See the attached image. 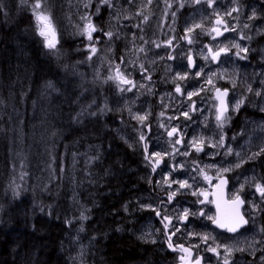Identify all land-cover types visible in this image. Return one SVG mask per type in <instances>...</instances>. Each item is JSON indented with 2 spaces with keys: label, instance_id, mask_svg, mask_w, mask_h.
<instances>
[{
  "label": "rangeland",
  "instance_id": "obj_1",
  "mask_svg": "<svg viewBox=\"0 0 264 264\" xmlns=\"http://www.w3.org/2000/svg\"><path fill=\"white\" fill-rule=\"evenodd\" d=\"M59 1L58 12L55 10L53 14L59 20L60 28L67 35H80L87 41L86 46L92 50L90 66L96 81H106L113 92L110 109L125 118L120 137L131 147L135 145L137 148L132 147L135 152L145 155L140 137L147 135L149 123L153 122L158 128L156 135L146 141L154 167H150L147 159L140 157L137 160L142 168L146 166L147 169L145 174H140V181L145 185L137 187L138 192L123 211V215L134 223L136 236L156 245L164 254L158 264H178L179 258L184 257L181 252L174 251L181 250L179 246L193 252L188 263L201 259L202 264H223L227 258L229 264H264V232L261 231L264 228V199L254 186L257 183L264 185L260 167L264 161L258 165L261 159L264 160V153L250 158L264 149V116L248 117L241 123V114L235 110L234 120L231 114L226 115L229 118L221 128L216 120L219 105L215 95L218 88L231 90L235 97L233 107L244 100L240 108L249 107L247 99L252 96L253 110L259 112L257 115H264L261 111L264 108V43L257 44V48L253 45L264 36V0H250L247 13L240 4L246 5L247 0H213L211 6L207 0L200 3L193 0H111V6L98 2L96 10L92 4L98 0ZM39 2L41 9L38 11L51 18L56 44L59 31L48 13V3ZM102 6H106L111 24L98 37L97 31L92 32L89 40L84 29L90 19V10H95L98 15ZM234 7L239 11L226 16L225 13ZM253 11L256 18L261 19L254 25L250 24L254 19H249ZM217 18L228 22L229 33L221 24H215ZM245 24L249 27L245 28ZM190 28L191 32L188 31ZM214 28L223 35H217ZM107 32H112L113 36L109 38ZM118 42H122L120 58ZM125 43L132 48L123 50ZM234 43L249 49L240 54L246 56L245 59L236 55L238 49L232 47ZM223 47L230 50L223 52L216 62L208 50L212 49L214 53ZM189 56L194 63L193 69ZM118 72L132 83L109 79L117 77ZM157 80L160 87L165 85L168 89L155 93ZM177 86L180 92L176 91ZM257 91L262 95H255ZM136 116H146V119L141 122L134 118ZM236 123L241 124L234 131L230 126ZM174 128L178 132L169 136ZM221 136L223 143L219 144ZM197 148L202 150L197 151ZM238 163L240 167H236ZM227 175L232 178L229 197L234 199L238 194L246 200L244 214L250 221L234 235L213 225L212 187L218 185L220 177ZM178 182H187L190 187L180 188ZM173 192L176 194L169 200ZM72 203L79 221L83 220L87 204L81 193H78V199L72 196ZM164 216L168 219L164 220ZM205 236L207 241L203 239ZM217 245L230 247L233 250L231 255ZM208 248H217L219 256Z\"/></svg>",
  "mask_w": 264,
  "mask_h": 264
},
{
  "label": "trees",
  "instance_id": "obj_2",
  "mask_svg": "<svg viewBox=\"0 0 264 264\" xmlns=\"http://www.w3.org/2000/svg\"><path fill=\"white\" fill-rule=\"evenodd\" d=\"M41 1L59 31L54 49L39 35L36 0H0V264H158V247L123 215L145 185L144 155L121 139L124 119L96 81L87 41L60 28L59 0ZM249 1L240 2L246 13ZM95 10L98 37L111 19L106 6ZM78 193L87 204L80 221Z\"/></svg>",
  "mask_w": 264,
  "mask_h": 264
},
{
  "label": "snow or ice",
  "instance_id": "obj_3",
  "mask_svg": "<svg viewBox=\"0 0 264 264\" xmlns=\"http://www.w3.org/2000/svg\"><path fill=\"white\" fill-rule=\"evenodd\" d=\"M99 2L101 4H105V5L111 6V0H99ZM193 2L194 3H200L201 0H193ZM207 2L209 3V6H211L213 0H207ZM22 3L27 4L28 0H22ZM168 6L171 7L170 4ZM181 6H183V5H181ZM86 7H87V5H86ZM39 9H41V4H40L39 0H36V3L32 6V10H33V13L35 14L36 20L38 22L39 35L45 38V45H46L47 48L54 49L56 47L55 40H54L55 29H54V27L52 25L51 18L48 15H45L44 12L38 11ZM98 10L99 9H97V11ZM238 11H239V8H235L234 7L231 11L226 12L225 15L226 16H231L232 12H238ZM173 15H175V13H173ZM217 15H219V14H217ZM255 18H256V13H255V11H253V13L249 17V19H255ZM85 19H87V18H85ZM145 19H147V17H145ZM220 23H223L222 19H217V24H220ZM196 27H201V25H196ZM244 27L248 28L249 25L245 24ZM227 30L228 29L226 27L225 31H227ZM84 31L88 34V39L91 40L92 39L91 33L97 31V28L89 20L87 25H86V27H85V29H84ZM188 31L191 32L192 29L190 28V29H188ZM213 31H216L217 35L221 34L218 29L214 28ZM233 31H234V29H233ZM106 35L109 38H111L113 36V33L112 32H107ZM50 36L53 37V38L50 39L49 38ZM241 38L242 39H244V38L250 39L251 37H241ZM191 42L192 41L189 39V43H191ZM170 43H171V41H169V44ZM232 47L238 49V51L236 52V55L238 57H240L241 59H245L246 58V56H241L240 54L241 53H247L249 51V49H247L245 47H242L238 43H234L232 45ZM229 50L230 49L228 47H223V48H220L218 51H216L214 53L212 52V49H209L208 51L211 54L212 59L215 60V59H217V57H219V55L222 52H228ZM94 51H95V49L93 48V52ZM141 51H142V49H141ZM170 58H172V57H170ZM188 60H189V64H191L192 63V58L190 56L188 57ZM178 78L179 79H184L183 76H179ZM109 79H118L121 83H125V84H131L132 83V81L125 79L119 72L117 74V77H109ZM149 79H150V77H149ZM210 82L211 81L209 80V83ZM129 90L130 89H121V91H129ZM176 91L177 92L181 91L179 86H177ZM248 91H250V92L252 91L251 87L248 88ZM217 93L219 94L218 98H220V107L217 110L216 120L219 122L218 126L222 128L224 126V122L229 118V117H227L225 115L227 113V111H228V106L224 102V100L222 99L223 96L227 95V91L225 90L223 93H220V90L217 89ZM189 95H193V94H189ZM255 95L260 96V95H262V93L257 91V92H255ZM243 103H244L243 99L238 101L234 105V110H239V108L241 107V105H243ZM105 110H106V106H105V109H100V112L103 113ZM261 111H264V108H262ZM95 114L96 113H94V112L90 113V115H95ZM162 115H163V113H162ZM185 115H187V114L185 113ZM134 118L139 120V121H141V122H143L146 119V116H136ZM175 131H176V129L174 128L171 132L168 133L169 136L173 135V133ZM140 139L144 140L145 137L143 135H141ZM176 143H179V141H176ZM218 143L219 144L223 143V136H221L220 141ZM201 150H202L201 148H197V151H201ZM145 151H147V147L146 146H145ZM262 153H264V149H261L260 153L253 154V157H250V158H255V156L261 155ZM155 155L159 156L160 153H155ZM237 155H239V154H237ZM146 158H149V157H146ZM157 163H158V161H157ZM236 167H240V164L238 163L236 165ZM223 171L227 172V171H229V169H224ZM178 183H179L180 188L190 187V185H187V182H178ZM254 186L256 188V191L260 194V197L262 199H264V185H261L260 183H257ZM175 194L176 193L173 192L172 195L169 196V200H171L172 196H174ZM233 203L237 205V209H238L240 205H243L245 203V201L242 200L238 194H236L234 196ZM253 207H257V206L253 205ZM187 214H188L187 211H185V216H187ZM86 218L87 217H82V219H86ZM163 219L167 220L168 217L164 216ZM214 222H216V221H214ZM247 223H248V220H246L244 218V216L242 214H240L239 211L237 210L236 215L227 224H219L218 226L226 227L229 232H236L240 227H242L243 225H245ZM166 227H167V225H166ZM177 231H178V229H177ZM261 231L264 232V228H261ZM203 239L205 241H207L208 237L205 236V237H203ZM169 241H171L170 237H169ZM152 242L154 243V241H152ZM169 247L170 248L172 247L171 242H169ZM180 247H181L182 251H187V249H183L182 246H180ZM217 247H223L224 250H225V253L227 255H231V253L233 251L227 245H217ZM207 250L211 251V252H216L217 255L219 256V253L217 252V248H208ZM236 250L237 251H244V249H236ZM181 259L183 260L184 258L181 257ZM196 264H200V261L197 260ZM223 264H229V260L227 258H225L224 261H223Z\"/></svg>",
  "mask_w": 264,
  "mask_h": 264
},
{
  "label": "water",
  "instance_id": "obj_4",
  "mask_svg": "<svg viewBox=\"0 0 264 264\" xmlns=\"http://www.w3.org/2000/svg\"><path fill=\"white\" fill-rule=\"evenodd\" d=\"M217 19H220V18H217ZM217 19L215 21L216 25H218ZM220 24L226 26V23L224 21H223V23H220ZM219 32H220V30H219ZM220 33L222 36L223 33L222 32H220ZM220 55H219V57H217V59H215L216 62L219 61ZM190 68L191 69L194 68L193 61L190 64ZM219 90H220V93H223L225 91V90L222 91L221 89H219ZM226 91H227V95L223 96L222 99L227 104L229 91L228 90H226ZM218 96H219V94L216 91V98L218 99L219 107H220V98H218ZM228 186H229V183L227 181V178H221L219 180L218 186L213 189L212 198H213V205H214L215 212H216V220H215L216 222H214L213 225L215 227L219 228L220 230L227 231L229 234H235V233L239 232L240 230H242L244 227L248 226L249 220L247 219V217L243 213V209H244L246 203H244L243 205H240L239 208L237 209V205L233 203V199H229ZM240 198L242 200H244L242 197H240ZM237 210L239 211L240 214H242L244 216V218L246 220H248L247 224L240 227L236 232H229L226 227L218 226L219 224H227L236 215ZM185 254L187 255L189 253L186 252ZM191 256H192V253H191ZM191 256L189 257V260H190V258H192ZM183 258H184L183 260L180 259L182 262L179 264H196V262H197L196 261L194 263H187L186 261L188 260V258L187 257H183ZM199 261H200V264H202V260L200 259Z\"/></svg>",
  "mask_w": 264,
  "mask_h": 264
},
{
  "label": "flooded vegetation",
  "instance_id": "obj_5",
  "mask_svg": "<svg viewBox=\"0 0 264 264\" xmlns=\"http://www.w3.org/2000/svg\"><path fill=\"white\" fill-rule=\"evenodd\" d=\"M128 48H127V50H129V49H131L132 48V46L130 47V46H127ZM128 56L126 57V60L128 61ZM166 59H168V58H166ZM136 76V75H135ZM138 76V75H137ZM148 77H150V79H152L153 77L152 76H148ZM157 83H158V80H157ZM160 89H168V87H166L165 85L163 86V87H160L159 86V83H158V88H157V91L155 92V93H161L160 92ZM218 89H220V88H218ZM221 90L222 91H224L222 88H221ZM216 91H217V89H216ZM241 93V92H240ZM215 95H216V93H215ZM195 99H198L197 97H195ZM217 99V98H216ZM246 99H247V97H246ZM217 102H218V100H217ZM247 102H248V104H249V107L247 106V105H245V106H242V108H240L239 109V113L241 114V117H240V122L242 123L243 121H245L248 117H253V116H256L257 115V111H255V109L253 110V103H254V99L252 98V96L251 97H248V99H247ZM233 104H234V97H233V95H232V91L231 90H229V94H228V102H227V106H228V111H227V113L225 114V115H228V114H231V117L233 118L232 120H234V112H235V110H234V107H233ZM218 105H219V102H218ZM251 119V118H250ZM233 122H235V121H233ZM241 123H236V124H231L232 126H230V127H232V128H234V131L235 130H238V128L240 127V124ZM147 129V135L145 136V139L144 140H142V143H143V145H144V152L145 153H147V151H145V146H146V141L149 139V138H152V137H154L155 135H156V132H157V130H158V128L157 127H154V125H153V122H151V123H149V126L146 128ZM176 132H178V130H176ZM155 134V135H154ZM154 139H152V141H153ZM150 158V157H149ZM147 158V161H148V163H149V165H150V167H152L153 166V160L150 158ZM230 174H232V173H230ZM228 177H229V182H230V185H231V183H232V178H230V175H228ZM180 247V246H179ZM174 251H177V252H181V250H179V249H174Z\"/></svg>",
  "mask_w": 264,
  "mask_h": 264
}]
</instances>
